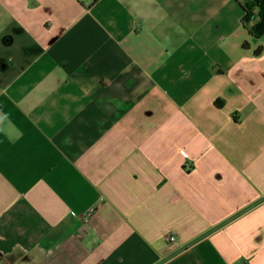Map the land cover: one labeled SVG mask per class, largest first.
Returning <instances> with one entry per match:
<instances>
[{
  "label": "crops",
  "instance_id": "0c3cea01",
  "mask_svg": "<svg viewBox=\"0 0 264 264\" xmlns=\"http://www.w3.org/2000/svg\"><path fill=\"white\" fill-rule=\"evenodd\" d=\"M243 14L0 0V264H264V35Z\"/></svg>",
  "mask_w": 264,
  "mask_h": 264
},
{
  "label": "trees",
  "instance_id": "16d2710c",
  "mask_svg": "<svg viewBox=\"0 0 264 264\" xmlns=\"http://www.w3.org/2000/svg\"><path fill=\"white\" fill-rule=\"evenodd\" d=\"M243 10L242 22L244 26H247L250 22L254 23L249 28V33L256 37L264 35V0H236ZM242 47L246 48L247 43L243 42ZM262 51V47H258L254 50L255 55H259ZM217 106L221 107L220 102H217Z\"/></svg>",
  "mask_w": 264,
  "mask_h": 264
},
{
  "label": "built area",
  "instance_id": "2783aa9c",
  "mask_svg": "<svg viewBox=\"0 0 264 264\" xmlns=\"http://www.w3.org/2000/svg\"><path fill=\"white\" fill-rule=\"evenodd\" d=\"M175 240V237L173 235H168L165 237L166 242H172Z\"/></svg>",
  "mask_w": 264,
  "mask_h": 264
}]
</instances>
